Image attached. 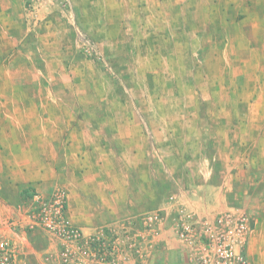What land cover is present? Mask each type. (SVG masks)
Masks as SVG:
<instances>
[{
    "label": "rangeland",
    "instance_id": "1",
    "mask_svg": "<svg viewBox=\"0 0 264 264\" xmlns=\"http://www.w3.org/2000/svg\"><path fill=\"white\" fill-rule=\"evenodd\" d=\"M132 1L0 0V91L6 89V81L22 76L71 78L79 81V87L73 86V92L74 88L61 83L59 94L82 100L85 96L87 101L80 83L86 80L91 81L94 98L107 100V108L103 107L107 112L118 110L119 100L124 103L134 95L140 101L135 110L146 116V126L171 131H156L157 182L178 172L185 176L176 167L179 162L195 164L212 156L224 188L230 184L235 190L228 188L222 197L209 200L216 208L207 210L204 203L199 211L183 200V186L156 183L159 194L165 192L164 202L152 206L146 201L140 211L111 227L74 226L81 234L68 239L60 225L45 223L54 216L48 203L56 195L67 196L66 188L59 185L45 195L28 187L24 195L13 198L19 212L11 214L10 230L19 243L22 237L26 243L33 237L40 250L47 243L42 252L48 264H107L105 260L111 264H215L212 240L223 229L220 219L235 224L244 216L248 229L241 250L246 264L255 255L264 257V0H225L215 17L209 15L213 0H152L144 25L153 31V38L147 37L146 29L137 32L145 9L139 10ZM132 15L137 23L128 18ZM168 32L173 37L165 40L162 34ZM105 33L114 39L102 40ZM65 43L69 51L61 49ZM72 44L81 56H75ZM19 45L23 51L11 57L9 52ZM118 45L125 51L136 48L139 54L119 56L114 53ZM9 61L17 69L6 70L4 64ZM27 62L43 64L46 70L18 67ZM66 63L79 67L70 71ZM130 79L140 85L135 87L133 82L126 90L124 84ZM98 109L93 103L91 111ZM200 169L195 165L193 174L202 176ZM187 187L194 191L190 184ZM141 190H147L146 183ZM30 195L32 201L27 198ZM199 198L202 203L203 197ZM43 202L48 209H43ZM170 238L181 246L180 254L168 247ZM0 239L17 256L18 246L1 226Z\"/></svg>",
    "mask_w": 264,
    "mask_h": 264
},
{
    "label": "crops",
    "instance_id": "2",
    "mask_svg": "<svg viewBox=\"0 0 264 264\" xmlns=\"http://www.w3.org/2000/svg\"><path fill=\"white\" fill-rule=\"evenodd\" d=\"M223 1L225 0H213L214 8L209 11L211 17L220 14L222 5L219 4ZM133 3L139 10L145 9L139 16L142 29L137 27V32L146 29L150 35L147 37L153 38L154 35L151 36L153 31L151 32L144 25L149 17L148 12L145 11L146 8L153 7L152 0H134ZM227 5L231 7L233 4L229 2ZM128 18H132L133 22L137 23L134 15ZM125 20L127 19L123 18L122 21ZM122 27L121 31H124ZM197 35L202 37L203 32L199 31ZM162 36L165 40L170 36L173 37L170 32L163 33ZM114 37L105 33L101 39L113 40ZM57 45L60 43L57 42ZM68 47L66 43L64 46L61 45V49L64 50ZM23 48L19 45L13 53L9 52L10 56L13 57L23 51ZM71 48L75 56H81L76 44ZM204 50H201L200 56L203 55ZM114 53L119 56L139 54L136 48L129 51L126 47L125 51L119 45ZM66 64L70 71L71 68L75 70L79 67L74 63ZM4 66L9 68L6 69L8 71L17 69V64H11L10 61ZM18 67L26 70L27 68L46 70L43 64L38 63H35V66L28 62L19 63ZM135 69H139L138 66H135ZM35 75L39 74L35 73ZM29 77L9 79L6 81V89L0 91V226L19 248L15 264H48L45 263L42 252L47 243L44 242L40 250L37 248L35 238L28 237L26 243L23 235L19 243L17 234L10 230V224L13 223L9 220L11 214L19 212L13 198L17 199L24 195L23 192L28 187H33V191L47 195L54 187L63 185L67 190V219L74 226L85 230L116 225L124 216L140 211L146 201L152 206L161 200L164 202L162 198L165 197V192L159 194L156 189L158 183L166 185V182H170L175 184V187L177 184L183 186L181 192L183 200L199 211L204 208H201V204L204 206V203L207 205V210L216 208L209 200L222 197L228 188L235 190L230 184L228 188H224L217 168L211 160L212 156L194 160L195 164L190 162L192 160L186 161V164L179 162L176 167L184 172L185 176L180 177L181 174L178 172V176L173 174L167 176L164 181L157 182L154 178L156 148L159 143L155 138L156 131L164 134L171 131L161 128L156 130L146 126V116L135 110L140 104L136 96L126 97L125 105L119 100L120 108L107 112L103 109V107L107 108V100L102 98L99 101L92 96L91 89L93 93L94 88L91 87V81L80 82L85 88L84 95L87 91L86 101L85 96L82 100L80 96L59 94L57 88L61 83L69 90L73 89V86L79 87L77 79L42 80L39 77ZM134 81L130 79L126 85L124 84L126 90H128L127 85L133 84ZM139 85L137 82L135 87ZM147 85L143 84V86ZM72 91L75 92L76 89ZM146 100L148 102L151 98ZM93 103L99 107L97 111H91ZM246 147L249 149V146ZM125 160L130 162L125 164ZM167 165L166 161L163 162L165 171L168 170ZM195 165L202 167L200 169L203 172L202 176L193 174L192 168ZM142 167L145 170L141 171ZM140 178L148 181L141 184ZM145 183L146 191L141 190ZM188 184L194 191L188 189ZM32 196H28V200L32 201ZM201 197H203L202 203L197 200ZM163 202L160 204H164ZM30 239L34 240V243H31ZM168 243L169 248H176L175 250L180 254V245L174 244L172 238ZM24 244L27 246L25 251ZM249 264H264V257L255 255L251 257Z\"/></svg>",
    "mask_w": 264,
    "mask_h": 264
},
{
    "label": "built area",
    "instance_id": "3",
    "mask_svg": "<svg viewBox=\"0 0 264 264\" xmlns=\"http://www.w3.org/2000/svg\"><path fill=\"white\" fill-rule=\"evenodd\" d=\"M53 200V201H52ZM48 206H51L53 217H50V221L46 220L45 223L48 227H51L54 223L60 227L61 234H64L68 239H74L75 236L81 234L80 230L74 227L73 224L67 219V196L56 195V198L52 199ZM48 209L47 203L43 202ZM247 217H242L234 221L220 219L223 224V229L216 233V237L213 238L212 244L215 247L213 257L215 264H246L244 255L242 254V246L245 240V233L247 232ZM16 253L8 242L0 239V264H14ZM207 262L208 259L205 258ZM107 264H111L110 261L105 260ZM210 263V262H208Z\"/></svg>",
    "mask_w": 264,
    "mask_h": 264
}]
</instances>
